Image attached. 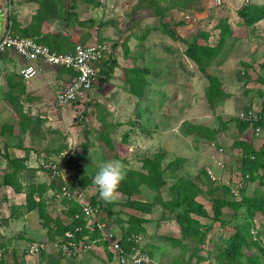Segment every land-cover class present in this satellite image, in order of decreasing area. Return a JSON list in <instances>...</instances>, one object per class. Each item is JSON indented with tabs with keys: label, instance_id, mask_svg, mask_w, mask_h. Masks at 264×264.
Listing matches in <instances>:
<instances>
[{
	"label": "rangeland",
	"instance_id": "rangeland-1",
	"mask_svg": "<svg viewBox=\"0 0 264 264\" xmlns=\"http://www.w3.org/2000/svg\"><path fill=\"white\" fill-rule=\"evenodd\" d=\"M9 4L18 33L48 43L56 40L50 44L59 50L71 48L76 40L106 41L108 64L112 66L108 67L109 76L102 83L99 79L88 98L59 105L55 92L69 77L67 72L58 69L47 73L51 86L41 85L31 91L0 56V130L7 132L3 145L19 143L24 154L15 156L12 151V156L32 155L33 159L15 170L20 184L34 188L48 185L43 196L51 217H65L61 208L67 205L61 186L67 184L83 201H91L96 194L124 228L134 218L139 219L135 223L144 227V247L153 256L150 264H218L217 248L236 231L235 223L247 219L245 211L237 212L232 201L241 200L256 188L264 195V178L261 182L252 180L241 170L245 150L236 144L245 141L255 149L264 144V17L248 24L239 14L244 5L264 4V0H5L0 32L9 18ZM189 46L196 47L193 57L186 53ZM135 66L143 76L137 94L127 82L133 75L127 69ZM249 110L263 123L239 117L241 111L247 114ZM247 119L249 124L240 123ZM5 153L11 157L8 150L0 151V177L7 169L12 170L5 166ZM147 158L158 161L161 174L173 160L174 178L192 185L194 207L200 210L190 213L198 232L193 238L180 233L174 213L160 202L159 198L169 199L172 178L168 176L167 183L157 189L152 187L155 174L142 166ZM221 158L222 166L215 161ZM108 160L122 161L124 180H132L127 186L135 184L132 190L136 193L130 196L149 201V211L129 206V195L120 190L111 200L100 196L93 176ZM206 166L212 168L215 179L208 175ZM263 172L262 167L257 168L256 173ZM86 176L91 182L81 185ZM233 181L242 182L237 195L231 191L237 184ZM1 185L5 184H0V201H4L0 203V220L10 202L2 197ZM34 196L38 198L37 193ZM188 200L191 198L183 197L185 207ZM141 218L150 221L147 227ZM43 228L46 232L42 237L16 240L23 236L17 235V228L12 240L7 238L9 243L1 240L4 255L0 264H46L51 262L48 258H67L50 249L38 256L25 255L28 240L53 239L52 232ZM200 236L202 241L197 239ZM252 239H259L262 249ZM156 249L161 257L151 252ZM242 261L264 264L262 211L255 212L248 234L244 233L239 243L237 263ZM95 264L116 263L106 256Z\"/></svg>",
	"mask_w": 264,
	"mask_h": 264
},
{
	"label": "built area",
	"instance_id": "built-area-1",
	"mask_svg": "<svg viewBox=\"0 0 264 264\" xmlns=\"http://www.w3.org/2000/svg\"><path fill=\"white\" fill-rule=\"evenodd\" d=\"M5 0H2V4ZM249 1V0H248ZM221 0H216V3ZM5 9V7H4ZM9 18L0 35V55L6 54L15 57V72L24 81H28L39 73H46L49 69L57 70L59 67L69 70L70 75L64 84L55 92V100L59 105L70 104L74 101L88 98L97 86L101 73L102 60L109 54V43L106 41L81 42L76 40L72 49L58 51L50 48L49 45L39 42L32 36L21 35L13 29L11 6H8ZM186 17L190 15L187 13ZM262 108H264V98ZM242 119H257L256 112L249 110L239 113ZM256 133L260 128H255ZM223 151L222 147L218 148ZM220 166L223 165V158L215 159ZM208 175L215 179L217 176L210 166H206ZM227 183L230 182L226 180ZM232 186L231 191L237 195L241 181ZM61 193L68 200H74L80 205V211L63 218L64 223L76 221L80 215L85 218V225L89 230L97 229L101 239L105 242L111 259L116 264H150L152 256L144 247L142 232L131 231L125 233L120 223L116 222L105 208L102 201H83L77 197L75 191L69 185L61 186ZM67 205V204H66ZM64 207V206H63ZM65 206L64 208H66ZM81 225L66 228L61 235L53 239H31L25 244V255L38 256L40 253L52 250L57 254L76 256L82 252L93 249L96 245L94 240L86 241L76 238V232L81 230ZM3 254V247L0 245V257Z\"/></svg>",
	"mask_w": 264,
	"mask_h": 264
},
{
	"label": "trees",
	"instance_id": "trees-1",
	"mask_svg": "<svg viewBox=\"0 0 264 264\" xmlns=\"http://www.w3.org/2000/svg\"><path fill=\"white\" fill-rule=\"evenodd\" d=\"M85 1H88V0H85ZM239 14L241 17L244 18L246 23L252 24L259 18L264 17V4H246L239 10ZM10 17L12 16L10 15ZM12 23H13V29L15 30L13 19H12ZM168 32L171 36H174L172 31L168 30ZM21 35H27V34H21ZM27 36H31V35H27ZM34 38L38 40L39 42L49 45L50 48L55 49V47H53L50 43L56 44V40L54 41L50 40L49 41L50 43H48L47 41H43L37 37H34ZM73 46H74V43L72 44L71 48L67 50L72 49ZM195 48L196 47L194 46L193 47L189 46L186 49V53L189 56L193 57L195 53ZM55 50L67 51V50H59V49H55ZM212 52L213 54H215L216 51L213 50ZM111 61L115 62L114 60H111ZM108 63H109L108 57L102 60L101 73L103 74V76L100 77V83L104 82L107 76H109L108 67L111 68L112 66L111 64L109 65ZM58 69H61L62 71L67 72L70 75L71 71L69 72V70L67 71L63 67H59L57 68V70ZM127 71H131L133 74L132 76L127 77V82L129 83L130 88L132 89L134 93L136 94L140 93L142 83H143V78H142L143 76L141 73V69L135 66L134 68H128ZM16 75L19 77L20 80H22L17 73ZM262 76L264 77V63H263V75ZM18 111H20L19 113L21 114L22 117H25V114L22 113L21 110H18ZM249 122H250L249 119L240 121V123H243L244 125L249 124ZM256 123H263V119H260V118L257 119ZM20 126H22L23 129L25 128V124L23 121L20 122ZM236 144L241 146L245 150L244 158L240 166L241 170L243 172H248L252 180L259 179V181L261 182L262 179L264 178V172L263 174H258L256 173V171H257V168L259 167H262L264 169V144H262L257 149H255L254 147H251L245 141H241V140L238 141ZM5 154H6L5 156L7 160V163H6L7 167H11L12 170L9 171V169H7L6 172H4L3 176L0 177V184L2 183L8 184L12 186V188L15 191H24L27 209L28 210L37 209L38 217L41 220L42 226L46 228L48 233L52 232L53 234L52 238H55V236L61 235L66 228H70V227L72 228L76 224H80L82 227L80 231L76 232V238H82L83 240H86V241L94 240L96 243H101L106 247L105 242L100 237L99 231L97 229L89 230L88 227L85 225V218L83 217V215H80V217L76 221L70 222L68 224L64 223V220L63 218H61L60 214L59 215L56 214L53 217H51V215L47 213L46 199L43 196V192L46 190L48 185L41 184V185L36 186V188L22 186V184H20L18 180L19 178L18 172H16L15 170L18 168V166L20 168L25 167V163H24L25 157H8L7 153ZM153 159L155 158H147L142 164V166L148 168V172L155 174L156 179L153 180L154 184L152 185V187L157 189L159 188V186L167 183L166 179L168 176L169 178H172L171 183L169 184L170 197L168 200L166 199L163 200L162 198H159L160 202L163 204V207L165 210H168L174 213L173 217L179 224L180 233L184 236H189L193 238V236H196L198 232L196 228L194 227L195 221L193 217L190 215V213L193 211L198 213L200 212V210H196V208L194 207L196 205V202L193 197L192 185L188 184L187 180H184L180 177L174 178V174L171 171V168L173 167L171 162L173 160H170V162L168 163L169 165L168 170H166V172L162 171V174H161L160 172L157 171V168L159 165L158 161L153 160ZM141 175L145 177L148 176V174H145V173H141ZM131 181L132 180L130 179H127L126 181L124 179L121 180L118 190L129 195V198L126 200V203L129 206L142 210V211H149L150 206H151L149 201L138 200L137 198L131 197L133 194L136 193V190H132V188L135 187V184H131L127 186L128 183H130ZM89 182H91V179L90 177L86 176V178L80 181V184L84 185ZM35 193H37L38 198L34 196ZM187 194L189 195L187 196ZM183 197L184 198L188 197L189 199L191 198L190 201L188 200L189 201L187 203L188 206L186 207L183 204ZM62 198H63V202L67 204L66 208H61L62 211H65L64 216H70L74 214L76 211L78 212L80 211V205L76 201L68 200L64 196H62ZM98 200L101 201L102 199L97 198L96 194H94L91 197V202H96ZM232 204L234 206V209L237 212L243 209L245 211L247 219L242 222L235 223L234 226H235L236 231L232 235H230L227 238V240H225V244H223V246H220L217 248L215 252V256L217 257L218 264H238L237 259H238V254H239V243L241 242L244 236V233L248 234V229H249V226L252 224V218L255 212L257 211L264 212V195L260 190L256 188L252 194L250 195L246 194L242 197L241 200L232 201ZM105 208L107 209V212L111 215L112 212L110 210V207L107 206V204ZM115 220H117V218H115ZM136 220H139V219L134 218V222L130 223V226L128 228H123L125 233L131 232V231H139V232L144 231L143 226H140V224L135 223ZM143 220L144 219L142 218L140 219L141 222H143ZM167 237L173 241H176L172 236H167ZM197 239H199V241L200 240L202 241L203 236H200ZM250 241L256 244L257 246H259L260 249H262L263 246L259 239L258 240L252 239ZM0 245H2V247L4 246V244L1 241H0ZM3 250H4V247H3ZM3 255H4V251L0 259H3ZM108 257L111 258L110 252H109ZM257 263H258L257 261L254 263L243 262V261L241 262V264H257Z\"/></svg>",
	"mask_w": 264,
	"mask_h": 264
},
{
	"label": "crops",
	"instance_id": "crops-1",
	"mask_svg": "<svg viewBox=\"0 0 264 264\" xmlns=\"http://www.w3.org/2000/svg\"><path fill=\"white\" fill-rule=\"evenodd\" d=\"M1 32H0V35H1ZM0 56L1 58H4L6 61H8L6 62V65L10 67L11 71L16 70V64H18V62L16 61L15 57L8 56L6 54L0 55ZM53 71L54 70L49 69V71H47L46 73H40V75L36 78L30 79L28 81H24L27 84L26 88L32 91L34 88L41 86V85L51 86L49 82L52 79L47 73L49 72L53 73ZM6 135H7V132L4 133L3 130H0V142H1L0 151L4 153L6 152V150H8V152L10 153L9 155L11 157H13L12 151H15L13 154L15 156L23 155L24 149L20 147L21 145L19 143L18 144L14 143L13 146L3 145V143H5L3 142L4 139L6 140ZM5 147H6V150H5ZM3 160L5 161V166H7L6 160L4 159V157H3ZM32 160H33L32 155H30L28 156V158L25 157L24 163L27 164L26 162H31ZM1 186H4L3 191H2L3 192L2 197L4 199L6 198L5 200L6 201L8 200L10 202H9V206L6 204L5 214H2L3 218H1L0 220L1 221L0 222V241L5 240L7 243H9L10 241L9 239L7 241V238H10L12 240V237L16 235L17 228H19L18 229L19 232L17 235L23 234V236H18L17 238H15L16 240H19V238L21 237H24V238H30V237L32 238L36 236L42 237L46 231L43 228V226L40 224V218L38 217L37 209H30V210L27 209L24 191H15L12 188V186L8 184L1 185ZM2 202L4 201H0V203ZM134 213L137 216L145 215L141 212L140 213L134 212ZM120 214L122 215V213ZM145 217H147V215H145ZM149 217H150L149 220H151L152 217L151 216ZM149 220L144 221L143 225L147 227V224L150 222ZM123 228L124 226L122 227V229ZM158 247H155V248L158 249ZM157 249L155 251L151 250V252L161 257V253H159ZM159 249L161 250V248ZM108 255H109V252L107 248L101 243H96L95 247L93 249H90V251L87 253L82 252L81 254H78L76 256H68L67 258L65 257H58V258L56 257L54 259L48 258L47 261H51V262H46V264H95V260L102 261V259L103 260L104 258L106 259V256Z\"/></svg>",
	"mask_w": 264,
	"mask_h": 264
},
{
	"label": "clouds",
	"instance_id": "clouds-1",
	"mask_svg": "<svg viewBox=\"0 0 264 264\" xmlns=\"http://www.w3.org/2000/svg\"><path fill=\"white\" fill-rule=\"evenodd\" d=\"M125 176L126 169L122 161L108 160L95 172L93 183L97 186L102 198L105 200H111L115 198L119 184Z\"/></svg>",
	"mask_w": 264,
	"mask_h": 264
},
{
	"label": "water",
	"instance_id": "water-1",
	"mask_svg": "<svg viewBox=\"0 0 264 264\" xmlns=\"http://www.w3.org/2000/svg\"><path fill=\"white\" fill-rule=\"evenodd\" d=\"M4 11H5V9L3 7L2 0H0V12L3 13Z\"/></svg>",
	"mask_w": 264,
	"mask_h": 264
}]
</instances>
